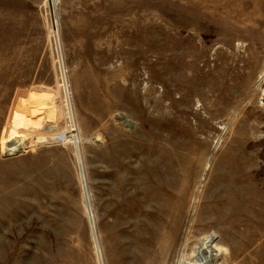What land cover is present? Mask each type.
Instances as JSON below:
<instances>
[{"label":"rangeland","instance_id":"374dc122","mask_svg":"<svg viewBox=\"0 0 264 264\" xmlns=\"http://www.w3.org/2000/svg\"><path fill=\"white\" fill-rule=\"evenodd\" d=\"M207 242L264 264V0H0V264Z\"/></svg>","mask_w":264,"mask_h":264},{"label":"bare ground","instance_id":"6f19581e","mask_svg":"<svg viewBox=\"0 0 264 264\" xmlns=\"http://www.w3.org/2000/svg\"><path fill=\"white\" fill-rule=\"evenodd\" d=\"M237 4V3H236ZM240 5V4H239ZM240 7V6H239ZM241 11V10H240ZM246 17V16H245ZM244 17V18H245ZM50 131V130H49ZM106 171V170H105ZM132 171V170H131ZM138 172V171H137ZM239 174V173H238ZM185 176V175H184ZM238 176V175H237ZM152 182V181H151ZM147 183V182H146ZM149 184H151V183H149ZM127 185V184H126ZM118 186V185H117ZM149 188H151V187H149ZM137 190V189H136ZM147 192V191H146ZM153 192V191H152ZM120 193V192H119ZM154 193V192H153ZM147 194V193H146ZM144 195V194H143ZM154 214V213H153ZM145 216V215H144ZM146 217V216H145ZM176 221H177V219H175ZM174 221V220H173ZM172 221V222H173ZM211 223V222H210ZM210 223H208V222H201L200 224H198V225H196V226H194V227H192V229H195V230H199V229H203V228H206V227H208V228H210L209 227V225H211ZM161 224V223H160ZM113 225V224H112ZM215 225V224H214ZM161 226L162 225H160V229H161ZM216 226V225H215ZM164 227V226H163ZM155 228V227H154ZM166 229V228H165ZM164 229V230H165ZM168 229V228H167ZM166 229V230H167ZM156 231V230H155ZM168 231V230H167ZM206 231V230H205ZM166 232V231H165ZM172 233V232H171ZM192 233V232H191ZM122 234V233H121ZM161 234V233H160ZM166 234V233H165ZM170 233H168V235H169ZM194 235H195V233H194ZM117 236V235H116ZM162 236H164V235H162ZM170 236V235H169ZM170 237H172V236H170ZM169 237V238H170ZM162 238V240H164L163 238L164 237H161ZM190 238V237H189ZM205 239H207V238H205ZM168 240V239H167ZM210 241V240H209ZM211 242V241H210ZM116 243V242H115ZM171 243V242H170ZM161 244V243H160ZM212 243H209V242H207L206 243V245L205 246H210ZM163 245V244H162ZM213 247H214V245H212ZM162 247V246H161ZM149 248V247H148ZM152 248V247H151ZM161 249V248H160ZM202 249H204V248H202ZM214 251H217L216 249H214V248H212L211 246H210V250H208V249H204V250H201V252L203 253L202 254V256H201V263L200 264H212V257L214 256L213 254L215 253ZM162 252V251H161ZM194 257V256H193ZM164 258V257H163ZM214 264V263H213Z\"/></svg>","mask_w":264,"mask_h":264},{"label":"water","instance_id":"95a60500","mask_svg":"<svg viewBox=\"0 0 264 264\" xmlns=\"http://www.w3.org/2000/svg\"><path fill=\"white\" fill-rule=\"evenodd\" d=\"M17 140H18V138L12 139V141L10 143H8V144H11L12 142L17 141Z\"/></svg>","mask_w":264,"mask_h":264}]
</instances>
